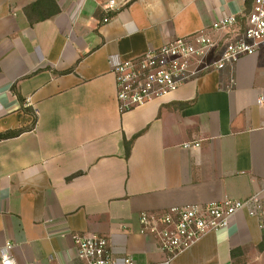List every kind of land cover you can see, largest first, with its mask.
Returning <instances> with one entry per match:
<instances>
[{
	"label": "crops",
	"instance_id": "obj_1",
	"mask_svg": "<svg viewBox=\"0 0 264 264\" xmlns=\"http://www.w3.org/2000/svg\"><path fill=\"white\" fill-rule=\"evenodd\" d=\"M37 1L0 0V134L25 129L0 141V256L79 264L75 236L97 234L119 261L160 264L143 213L264 199V48L124 114L113 72L251 0H55L31 25ZM263 243L242 212L173 264H264Z\"/></svg>",
	"mask_w": 264,
	"mask_h": 264
},
{
	"label": "built area",
	"instance_id": "obj_2",
	"mask_svg": "<svg viewBox=\"0 0 264 264\" xmlns=\"http://www.w3.org/2000/svg\"><path fill=\"white\" fill-rule=\"evenodd\" d=\"M108 10H115V1H110ZM262 48L264 0H251L240 17H223L209 29L178 37L140 57L116 64L113 72L120 112L127 113L174 93L208 71L222 70L258 54ZM199 147L198 143L184 145L186 149ZM242 212L264 219V199L256 195L245 200L173 207L162 213L146 212L140 218V233L156 240L163 256L160 264H173L208 234L227 229ZM75 243L79 264H135L130 257L119 261L104 236L78 234ZM10 250L7 247L2 252L0 264H19Z\"/></svg>",
	"mask_w": 264,
	"mask_h": 264
},
{
	"label": "trees",
	"instance_id": "obj_3",
	"mask_svg": "<svg viewBox=\"0 0 264 264\" xmlns=\"http://www.w3.org/2000/svg\"><path fill=\"white\" fill-rule=\"evenodd\" d=\"M47 5H49L50 11L46 8ZM24 12H25V15H26L29 23L31 25H34L38 22L45 21V20L51 18L52 16L58 14L60 12V8L56 4L55 0H38L37 2L26 7L24 9ZM14 90H15V86H14ZM18 97H19L22 105H24L25 101L23 100L22 96L20 94H18ZM25 111H28V109H25ZM33 114L35 116L34 112H33ZM34 121L36 122V116H35ZM24 132H25V129H20V130H16V131H10V132H7L5 134H0V141L10 139V138H15ZM132 145H133V140L125 141V149H126L127 155H129L131 148H132ZM263 246H264V243H263V245H261V247H263Z\"/></svg>",
	"mask_w": 264,
	"mask_h": 264
}]
</instances>
